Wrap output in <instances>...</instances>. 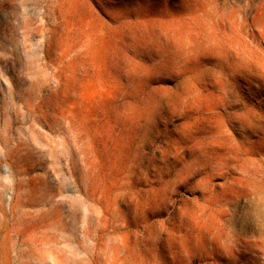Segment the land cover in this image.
Here are the masks:
<instances>
[{"label":"rangeland","instance_id":"obj_1","mask_svg":"<svg viewBox=\"0 0 264 264\" xmlns=\"http://www.w3.org/2000/svg\"><path fill=\"white\" fill-rule=\"evenodd\" d=\"M0 264H264V0H0Z\"/></svg>","mask_w":264,"mask_h":264}]
</instances>
